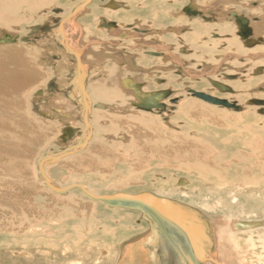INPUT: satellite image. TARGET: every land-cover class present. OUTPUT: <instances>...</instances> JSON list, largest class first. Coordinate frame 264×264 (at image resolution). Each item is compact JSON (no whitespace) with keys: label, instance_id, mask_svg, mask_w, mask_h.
<instances>
[{"label":"bare ground","instance_id":"1","mask_svg":"<svg viewBox=\"0 0 264 264\" xmlns=\"http://www.w3.org/2000/svg\"><path fill=\"white\" fill-rule=\"evenodd\" d=\"M90 1H88L87 6H83L81 9H79L86 2L85 0L82 4H80V6L74 9L68 15H66L64 20L60 21L59 28L53 29V31L50 34L51 37H43L36 42L37 44H39L42 50H44L48 45L47 42H49L48 40L49 38L53 42L60 43V45H62L63 48L66 49L68 53L71 52V54L74 53L76 54L75 58L77 64L75 65H77V68L79 66V68L78 69L76 68L77 70L75 74L80 73V75L82 76V80L78 81V79L75 77L71 80H64V81L59 78L57 81L61 88L66 87L65 89L67 88L71 89L72 95L70 94L71 95L70 98L71 100H73V102L67 100L68 101V102L66 101L67 106L74 107L76 109H78L80 106V108L82 109L81 111L82 113L81 112L80 113L82 114L83 123L85 118L87 121V125L85 129L91 127L90 124L88 125V123H90V119L87 120V117L89 118V114L91 113L90 111L94 108L93 107L94 105L92 103V99L94 97L90 95V92L85 90V88L84 90L86 91V95L85 97L82 96L81 85H83V87L86 86L85 85L86 82L88 84H93L92 78L94 77L99 78L101 76L106 75L105 73L107 70V68L103 66L104 61L101 58H93V59L91 58L89 60L88 58L90 57H88V55L85 56V54H83V56H81L80 55L81 52H79L80 54L76 52V51H80L79 45L81 46V44L83 43V39L89 37L91 35L89 34V32H92L93 30V28L92 30H88L86 26L83 27L82 24L78 23L76 20L78 19V17H80L83 14L86 15L89 14L88 12H84V11L88 9V6L90 5L89 4ZM215 1L210 6L206 2L207 4L205 5L203 4L202 10L199 11L195 8L197 6L187 5V4L184 5L182 9H184V12H187L190 15L191 14L194 15V13H200V14L202 13V15H204V13H208L210 9L215 7L216 4H219ZM123 2L124 0L108 1L105 7L103 6L106 13L105 15L107 16H102V17L100 16L99 18L100 22L97 28H99L100 30L105 29L106 31H108V33L113 34V36L124 37L125 32L121 30L123 29V27H121V23H116L117 26L115 28H108L106 25L103 24L104 23L109 24V22L112 23L111 21H114L115 17L116 18L119 17V15L117 14L128 16L130 13H133L138 16L140 15L141 12H143V10H144L143 13L145 14H149L151 12L156 14V17L154 15H152V17H155V19L159 21H169L168 22L169 24L167 26H171V28L168 29L170 31L172 29L177 31L178 29L176 28L188 24V22L183 20V18L180 19L179 16L177 17L175 15V11L178 9L175 4L162 5V3L160 2L150 3V10L145 11L146 10L145 7L140 8V6H137V3L140 2V0L127 1V3H125L126 5L125 4L123 5L122 4ZM169 3H172V1ZM56 4L62 5L64 7L68 6L66 0H0V29H4L7 31L18 29V31L24 32V29L18 28V25H20L21 23H31V24L41 23L42 18L45 15L43 13L44 10ZM107 6L109 7L107 8ZM123 6H126L125 8H127V11H124V13H120V10L122 9ZM89 12H91L90 14L91 16L100 14L99 9L96 8L90 9ZM234 13L239 16V14L234 11H232L230 15L226 13L224 14L226 16H231V18H234L233 17ZM245 18H247L248 26L250 28L247 26V28L244 29L243 33L240 32L238 33L239 31L238 25L241 24L238 21H236L234 18L235 27L232 25L224 26L219 23L215 25H202L201 23H191L188 24L192 32L190 35L175 34V36H177L178 39L177 37L175 38V40L173 38V41L171 39L172 37L170 36H168V38L167 36L155 38L158 42L164 43L165 45H169L171 42L175 43V45L178 46L176 47L178 49L175 50H179L180 49L179 45H182L186 47L185 48L186 50H192V52L188 54L186 51H183L180 57L168 53H166L167 55H164L165 57H160L163 55L164 51L158 52L155 50L147 49L144 51V54L155 56L157 58L148 59V61L146 62L152 64L150 66V68H152L153 65L160 63L164 58L169 59L171 57L173 61H177V62H180L178 58L181 60L183 58V59H187L188 65L195 64L207 68V66H211L213 63H216L214 61L215 60L214 56L215 55L218 56L216 50L217 48L214 47V43L209 45L210 42L206 44L204 40L203 42L201 41L202 37L207 33L209 35L211 33H215L216 35L219 36L230 34L231 38L228 39L226 38L220 41V43L223 42L222 44L223 50L221 49L220 51H223V53H225L224 51H226V52H231V54L236 53L243 55L247 52V49L242 47L241 44H239L238 40L234 38L233 35L235 34V32L237 35L242 37V39H244L247 36L246 30H249L248 33L249 35L251 34L252 37L254 36V34L256 35L258 34L257 36H259L261 35V33H263L260 31L264 26V18L259 19V21H257L256 23H254L255 19L253 17H245ZM65 20H68L69 22L66 26V29L63 28ZM154 25L158 26L157 24ZM4 30H0V37H2L3 33H7L9 35H16L17 40L14 44L0 45V234H1L0 242H1V238L3 239V237L7 238V236H14L20 233L29 234L30 232H36L35 226L37 223L45 220L48 221L53 219L56 220L59 217V215L61 214L65 215L67 212L66 213L60 212L61 210L63 211V207L65 208L66 211L69 210V213L66 214L65 216L71 215L70 218L72 219L75 218L77 221H79V226L81 225L82 227L85 228L89 227V229L87 228L86 236L87 237L92 236L93 232L90 230V226L91 225L93 226L94 224L96 225L102 224L104 221L107 220L98 219L97 216L91 215V209L93 208V206L88 203H84L83 202L84 200L83 201L81 200L80 202V199H78V197L75 198H72V196L68 198L62 197L64 195L66 196V194H68L73 190H78V188L72 189L66 192V194H57L48 188L46 182L41 177L40 178L44 181L45 185H43V183L37 184L35 181L36 175L34 177L31 175V172L34 170L33 169L31 170L29 166L31 165L32 158L34 155L33 152L36 150V148L42 147L41 135L48 136L47 132L48 131L53 132L55 129V127L52 126H50L49 128L50 124L48 123L43 125L44 123H41L38 117L36 118L35 116H32V113L30 111H27L28 105L25 100V97L27 96L26 91L29 90L31 81H34V79L37 78L38 76H40V78L38 79L40 80L44 79V71L37 70L35 68V65L37 63V61L35 60L38 58H42V51L41 54L35 53L34 51H32V49H29L31 46L29 48L25 47V49L20 48L22 47L21 46L22 44H19L20 37L17 34H11ZM88 39H90L89 41H92L91 38ZM243 43L245 45L248 44V42H243ZM17 44L18 47H13V46H17ZM157 48H161V46L156 47V49ZM263 48H264V43L262 44L261 42V44H258V46L250 50H253V52H258V50H262ZM140 54L142 55V53ZM112 58L113 60L116 61V63L118 62L120 63V61L122 60V57L120 58L119 55L112 56ZM63 61L65 60L63 59ZM163 62L164 61H162L160 64H163ZM257 65L260 66L261 63ZM40 66L42 67V65ZM62 66L63 65L61 64L55 67V69L52 71L54 76H58L60 74L61 71L60 68ZM144 67L141 68V70H143L142 71L143 73H145L147 70L146 67L145 68ZM159 67L166 69V67L168 66L160 65ZM121 74H122V70H119L116 73L118 79L120 78L119 76ZM201 74L204 73L202 72ZM86 75L89 78L85 83H83L84 80L83 78H85L84 76ZM231 77L232 76H226L228 80L231 79ZM106 80L107 79H101V80L96 79L95 81H99L101 83V82H106ZM122 80H126L125 81L126 83L124 82V85H126L125 88H121V86H119L121 90H123V92H121L118 87L106 88L104 87L103 84L100 85L95 84V86L93 85L92 86L93 91L91 92H93V95L97 94V97L100 100H102L103 98L108 100L117 99L121 102L122 100L118 98L120 95L122 96L129 95L134 98V89L132 86H134V83L138 84L135 78L129 76L120 78V80L118 81L119 85L120 82H122ZM164 80L165 81H162V83L165 82V84L159 86L158 88L177 87L178 85H181L182 86L181 89H183L184 91L187 90L196 91L194 87L201 86V84L204 85L207 81V78L200 80L198 79V81H191L188 79H176V78L173 79L172 77V79L167 78ZM210 82L212 83L213 81L210 80ZM217 83H219V85L222 84L225 85V82L222 81ZM237 84L234 87L238 94H236L234 98L236 100H242L243 97L246 96L244 95L246 94V90L243 85L240 86L241 83H237ZM158 88L153 87L152 89H156V90L152 91L151 93L159 92ZM146 90L149 91V89L145 88L144 86L142 87L140 84L139 91L144 94H150V93H146ZM239 92H241L242 94H240ZM207 93L209 92H206L205 94ZM169 97L170 96L168 95L163 100V102ZM26 99H28V97ZM54 100L52 101L54 102V104L49 103L48 107L49 106L51 108L54 107L57 114L58 113L59 115L61 114L64 118L66 117V119L72 115V113L69 112L70 108H68L67 110H63L65 109L64 107L61 108L58 105H57L58 107H55L56 103ZM200 102L202 101H196L194 98L191 100L184 99L183 102L177 104V109H178L177 112L174 113L173 117H170L169 119V121L184 122V124L182 123L183 125L178 127L179 130L177 131L169 130L166 127V124L169 125V123L164 124L162 122L163 117L160 119L159 117L151 118L150 116L145 114V112L147 113V111L142 109L139 110V108L137 107L136 108L141 112L136 111V116L131 115L132 117H128V116L122 117L119 114L108 116L106 122L108 125L104 122V117H101L103 119L102 122H104L105 125L103 124L101 125L98 123L99 127L103 130L104 127H106L107 128L106 131L109 133L110 132L113 133V136H116L118 134L124 135L122 136V138L125 139L123 142L126 144L127 148L137 151L133 155L137 159L130 156L129 157L126 156L123 151L124 148H122L121 151H119L118 149H115L114 146L110 147V145H106L105 143H102L99 140L95 144H93V147L86 154H84V156L79 158H73L72 159L73 161H68V162L65 161L63 163L64 168L71 173L75 171V172H79L80 174L81 173L97 174L100 172V170L104 171V169H109L108 172H110V170L114 172L113 177L119 176V171L117 172V168H121L122 171L124 172V176L122 175V178L113 184V188L116 190L136 184L137 182L136 178L138 177L137 176L138 174L134 172L142 171L146 166L147 160L149 159V160H153V163H156V161L158 163H166L165 165H163L164 168H168L169 170H173V171L177 170L180 173H182V175H176L177 177L192 176V178L195 179L196 182H198V184L201 185L202 187L213 186V188H216L217 191L220 190L221 192H225L226 196L227 195L231 196L232 199L231 202L227 200V198L222 200L220 199L217 205L223 203V205L226 206L230 205L232 207L233 206L238 207L240 206V204H242L241 206H243L246 201L240 202V200H237V195H236L237 191H249V189L254 190V188H258L259 185H263L264 183V125L260 127H258L257 125L252 126V124L250 123V121L252 120L249 119V116L252 114H250L249 112L237 114L230 112L231 109L229 110L221 106L219 108V106L217 105H213V104L207 105V103L203 104V102L202 103ZM74 103H77L78 108L74 105ZM255 106H260V105H255ZM163 110H159V111H163ZM133 112L135 113V111ZM259 114H264V109L260 110ZM34 117L36 118V120L39 121V123L43 127L46 126V128H43L40 124L36 122H32L35 121ZM101 118L99 120H101ZM29 119H33V120L30 122ZM46 119H47V115H46ZM68 120H72V119H68ZM71 128L67 129V133L71 132L70 136L67 133H65L66 135H68V138L65 140L67 142L68 140L70 141V138L74 137L76 134L74 132L75 128L72 129ZM220 128H224V129H220ZM90 129H89V133L91 134L92 130ZM215 133H222V135L216 134L217 136H219L218 138H216ZM86 136H87V140H86L87 142L84 143V146H81V148L77 147L78 145H80L77 143V144H70L68 148L70 149L71 147L75 146L74 148H78L79 150L85 147L86 145L88 146L87 143L90 142L88 141L90 139L89 135L87 134L85 135V137L83 136L82 137L86 138ZM115 144L116 143L111 142V145H115ZM71 154H68L64 157L66 158ZM44 168H46V165H44ZM44 168H43L44 170L43 172L46 178L49 180V183L55 188L65 189L58 184L57 185L52 184V181L46 174V169ZM155 169H160V167L156 165ZM184 173L187 175L185 176ZM162 175L164 174L162 173ZM139 176L141 178V174ZM95 178H97V175L95 176ZM179 181L183 183L185 180L179 179ZM72 186L81 187L82 189H84L85 192H87L89 195L93 197H116L120 195H131V196L147 195L144 193L127 194L125 192L124 193L121 192L120 194H115V195L100 196L88 186L71 185L69 187ZM47 188L49 191L47 190ZM51 192H53L54 194ZM184 194L186 196L188 195V197H186ZM84 195L86 196V194ZM173 195H179L181 198L186 199L185 201L187 202L189 201V199H191V196L185 191H182V193L167 192V193L159 194V196L157 195L154 197L158 198L159 200H167L171 203L176 204V205L172 204L173 207L185 208V213L187 214L200 213L197 211V208H192L190 206L185 205V203H181L176 200L174 201L172 199ZM83 198L90 200L91 202L93 201V203L95 202V204H98L101 207H102L101 204H103L105 209L108 211L116 212L122 210L123 211L130 210L132 211L133 214H136L137 217L135 218L130 219V217H127L126 219H124L123 222H125L126 224H121V223L119 224V219H117V221H113V224L111 226L112 228L109 229L110 231H112L111 233L112 237H115V235L121 233V230L126 231L127 226L131 223L135 224L138 221L143 222L146 227V230L143 231L140 234V236H134L130 238L129 241L125 242L124 246L122 242L120 243V246L121 247L123 246V249L122 250L120 249V253L118 254V259L114 264H151L150 261H152L153 258L156 257L154 256V251L155 250L157 251V248L160 245L165 244L166 241L171 243V238L175 239L173 238L174 233L179 232L178 228L172 222H168L169 225L173 224L172 227L174 226L173 229L171 230L172 232L168 233L169 234V236H167L168 238L167 239L164 238L165 236H163L162 234H161L162 236L159 235L158 230H155V228L157 227L155 223L152 221V219L149 217V214L146 211L143 212L142 209L140 210L137 209L133 204H128L126 205V207H121L119 204H116L117 207H115V206H110V204L103 201L92 200L88 196H86V198L85 197ZM74 201H78V202H74ZM187 204L188 205L191 204V201H189ZM200 204H203V202ZM186 209H189V212H187ZM259 211L260 212L262 211V215L264 216V207L259 208ZM185 213L182 216L185 217L186 216ZM199 215L205 218L204 214L200 213ZM216 215L217 214H215L214 216ZM205 219L209 223V234L211 236V245L207 248L205 255L199 258L202 260L203 264H264V240L262 238L264 236V226H263L264 222L258 221L255 223H248L247 221H240V220L237 221V220L227 219L225 217H220V218L211 217ZM114 225H117L116 228L113 227ZM107 227L108 225L97 227L96 232L98 230H103L106 232V230H108ZM27 229L28 230L30 229V232L29 231L25 232ZM37 231H39V229H37ZM74 236L78 240L82 239L80 238V234L78 232L74 233ZM195 237H196V244L194 243V245L199 246L201 243H205V240H203V238L200 235H197L196 231H195ZM174 241L178 243L177 239H175ZM18 244L19 243L17 242V240H13V244H10L13 247L12 253L16 252L17 250L16 246ZM187 246L192 251L193 242H188ZM108 247L110 250L113 249V247L114 248L116 247V245H113V240H109L106 243L105 247L103 248L107 249ZM103 248L100 247V249ZM187 249L184 250L182 254H187ZM161 251L165 253L163 255L164 256L163 261L165 263H167L166 261L167 255H168L167 256L168 261L173 263H178L179 261L177 257L178 253L174 248L173 249L168 248V251L167 248H164ZM104 252L107 251L104 250ZM107 256L109 259V257H112V254H108ZM100 258L101 261H103V258L102 257ZM180 261L182 262V260ZM153 264H161V263H157L155 260Z\"/></svg>","mask_w":264,"mask_h":264},{"label":"rangeland","instance_id":"2","mask_svg":"<svg viewBox=\"0 0 264 264\" xmlns=\"http://www.w3.org/2000/svg\"><path fill=\"white\" fill-rule=\"evenodd\" d=\"M66 1L68 3V6L66 7L56 4L44 10L43 13L46 16L44 15L41 23L39 24L21 23L20 25H18V28H23L24 32L18 31V29H13L12 31L0 29L11 34H17L20 37L19 44H22L21 45L22 47L20 48L25 49V47L29 48L31 46L29 49H32V51H34L35 53L41 54L42 51V58H38L35 60L37 61L35 68L37 70L44 71V79L40 80L38 79L40 78V76H38L37 78L34 79V81H31L30 88L28 91H26L27 96L25 97V100L28 105L27 111H30L32 113V116H35L36 118L38 117V119H40V122L44 123L43 125L48 123L50 124L49 128L50 126H52L55 127V129L53 132L48 131L47 132L48 136L41 135L42 147L36 148V150L33 152L34 155L29 168L31 170L32 169L34 170L31 172V175L33 177L36 175V179H37V180L35 179L36 183L37 184L43 183V185H45L44 181L40 178L38 171V163L39 161H41L43 157L50 155L51 153L57 154L60 153L61 151L67 150L70 144H77L82 142L84 140L83 137H85V135L88 134L90 137L88 141L90 142L87 143L88 146L86 145L85 146L86 148L83 147L82 149L79 150L77 149L75 152H73L71 155L67 156L66 158L63 157L56 162H51L46 165V168L44 169H46V174L52 181V184L54 185L58 184L62 188H66L71 185L88 186L100 196L115 195V194H120L121 192L122 193L125 192L127 194L144 193L152 196H157V195L159 196V194L167 193V192L182 193V191H185L191 196V199H189V201H191V204L188 205L187 203L189 201L188 202L185 201L186 199L181 198L179 195H173L172 199L174 201L176 200L178 202L185 203V205L190 206L192 208H197V211L204 214L205 218L225 217L227 219H232L237 221L239 220L247 221L248 223H255L258 221L264 222V216L262 215V211L261 212L259 211V208L264 207V199H262L264 198L263 195L264 183L263 185H259L258 188H254V190L249 189V191H237L236 194L237 200H240V202L243 201L246 202L244 203L243 206H241L242 204H240V206L238 207L235 206L232 207L230 205L228 206L223 205V203L217 205L220 199L222 200L227 198V200L231 202L232 199L230 195L226 196L225 192H221L220 190L217 191V189L213 188V186L202 187L201 185L198 184V182H196L195 179L192 178V176H186L187 174L185 173L184 174L186 177L184 176L177 177L176 175H182V173H180L177 170L173 171V170H169L168 168H164L163 165H165L166 163H158L157 161L156 163H153V160L148 159L146 166L142 171L134 172L138 174L137 175L138 177L136 178L137 179L136 184L116 190L113 188V184L119 179H121L122 175L124 176V172L122 171L121 168H117V172L119 171V176L113 177L114 172L111 170L110 172H108L109 169H104V171L100 170V172L97 174L96 173L80 174L79 172H75V171L72 173L67 171L63 165L65 161L66 162L73 161L72 160L73 158H79L84 156V154H86L93 147V144H95L99 140L100 142L105 143L106 145H110V147L114 146V148L118 149L119 151H121V149L124 148L123 151L126 156L136 158L133 155L137 151L126 147V144L123 142L125 139L122 138V136L124 135L118 134L116 136H113V133L111 132L109 133L106 131L107 129L106 127H104L103 130L98 125V123L101 125L102 124L105 125L104 122L106 123L108 116L111 115L119 114L122 117L136 116V111L138 112L141 111H139L140 109L138 110L136 107H132L130 105V103L134 101V98L129 95H123V96L120 95L118 98L122 100L121 102L117 99L108 100L103 98L102 100H100L98 99L97 94L93 95V92H91L93 91L92 86L93 85L95 86V84L96 85L103 84L104 87L106 88L118 87L120 91L123 92V90H121V88L119 87L120 85L118 81L120 80V78L128 77V76L135 78L138 84H141L142 87L144 86L145 88L149 89V91L146 90V93H151L152 91H155L156 89H152L153 87L158 88L159 86L165 84V82L162 83V81H165L164 79L167 78L172 79L173 77V79L175 78L188 79L191 81H198V79L200 80L207 78L208 82L206 81L204 85L201 84V86L194 87V89H196L195 92H199V93L209 92L207 93V95L209 94V96L234 103L235 105L241 108V111L237 112L231 109L230 112L237 114L249 112L250 114H252L249 116V119L252 120L250 121L252 126L257 125L258 127H260L264 125V114H259V111L264 109V106L262 105L255 106L254 104L252 105L248 103L249 101L252 100L261 101L264 103V82H263L264 81V53H263L264 48L262 50H258V52H253V50H250L252 49V47L249 44L245 45L242 41V38L239 35H237L235 32V34L233 35L234 38L238 40L239 44H241L242 47L247 49V52L243 55L236 53H234L235 54L234 55L231 54V52H226V51H224L225 53H223V51H220L223 48L222 45L223 42L220 43V41L226 38L227 39L231 38L230 34H225L224 36L220 35L221 36L220 37L215 33H211L210 35L207 33L202 37L201 41L203 42L204 40L206 44L210 42L209 45L214 43V47L217 48L216 50L218 53V56L217 55L214 56L215 59L214 61L216 63H213L211 66H207V68L195 64L188 65L187 59H183V58L182 60L178 58L180 62L173 61L171 57L169 59H165V58L162 59V61H164L163 64H160L162 61L160 63L156 61L158 64H155L153 65L152 68H150L152 64H149L146 61H148V59H154L157 57L144 54V51L147 49L155 50L158 52L164 51L163 55L160 57H165L164 55H167L166 53L180 57L183 51H186L188 54H190L192 50H186L185 49L186 47L182 45H179L180 46L179 50H175L178 49L176 48L178 46H176L175 43L171 42L169 45H165L164 43L158 42L155 38H160L164 36H167L168 38V36H170L172 37L171 39L173 41V38L175 40V38L177 37L175 36V34L190 35L192 32L188 24L191 23H201L202 25H215L219 23L224 26L232 25L235 27V21L231 18V16H226L224 14L226 13L230 15L232 11L237 12L239 15L241 14V16L243 15L245 17H253L255 19L254 23H256L257 21H259V19L264 18V0H251V1L249 0H216V1L215 0H175V1L174 0H156V1L140 0V2L137 3V6H140V8L145 7L146 8L145 11L150 10V3L160 2L162 3V5L175 4L176 7L179 9L175 11V15L177 17L179 16L180 19L183 18V20L188 22V24L176 28L179 31L178 30L175 31L174 29L170 31L168 29H170L171 26H167L169 24L168 23L169 21H159L155 19L156 14L152 12L149 13L150 14L149 15L143 13L144 12L143 10V12H141L140 15L138 16L133 13H130L128 16L117 14L119 15V17L118 18L115 17L114 21L111 22L114 23L115 25L116 23H121V27H123V29L121 28L120 29L123 30V32H125L124 37L113 36V34L108 33V31H106L105 29L100 30L99 28H97L100 22L99 20L100 16L101 17L107 16L105 15L106 13L103 6H105L106 3L110 0H91L88 9L84 11V12H88L89 14L86 15L81 13L83 15L78 17V19L76 20L78 23L82 24L83 27L86 26L88 30H92V28L93 30L92 32H89V34H91L89 37L83 39V43L81 44V46L79 45L80 51H76V52H78V54H80L79 52H81L80 54L81 56H83V54H85V56L88 55V57H90V58L87 57L89 60L91 58L92 59L101 58L104 61L103 66L106 67L107 70L105 73L106 75H104L105 77L101 76L99 78H95V77L92 78L93 84H88L86 82L87 79L89 78L87 75L84 76L85 78H83L84 79L83 83L86 82L85 84L86 86H84L85 90L90 92V95L94 97L92 99L94 108L90 111L91 115L89 114V118L87 117V120L90 119V123H88V125L90 124L91 126L88 127V129H85L86 125H84L82 120V114H81L82 109L80 108V106L78 108L77 103H74V105L78 109L67 106L68 101L73 102V100H71L70 98L72 95L71 89L69 88L65 89L66 87L61 88L57 81L59 78L63 81L71 80L75 78L76 75L75 73L77 70L76 69L77 65H75L77 64L75 58L76 54L75 53L71 54V52L68 53L67 50L64 49L62 45H60V43L53 42L49 38H48L49 42H47L48 45L44 50H42L39 44L36 43L38 40H40L43 37H51L50 34L53 31V29L59 28L60 21L64 20L66 15H68L78 6H80V4H82L85 0H66ZM127 1L130 0H124L122 4L124 5L125 3H127ZM171 1L172 3H169ZM214 1L219 4H216V6L210 9L208 13H204V15H206L208 19L202 16V13L201 14L194 13V15L192 14L190 15L187 12H184V9H182V7L187 4V5L197 6L195 8L199 11L202 10L203 4L205 5L208 3L210 6L214 3ZM125 7L126 6L122 7L120 13H124V11H127V8ZM93 8L99 9L100 14L91 16L90 15L91 12L89 11L90 9ZM152 15H154L155 17H152ZM68 23H69L68 20H65L63 28L66 29ZM154 24H157L158 26H155ZM260 32H263L261 33L262 36L261 35L257 36L258 34L257 35L254 34L253 38H259V40L263 41L264 43V26ZM88 38H91L92 41H89L90 39ZM146 42L149 43L147 44ZM159 46H161V48L156 49V47ZM256 46H258V44L255 45V47ZM13 47H18V44L17 46H13ZM82 51L86 53H83ZM140 53H142V55ZM115 55H119L120 58L122 57L120 63L119 62L116 63V61L113 60L112 56ZM63 59L66 62L63 61ZM141 60L144 62H142ZM260 63H261L260 66L257 65ZM61 64L63 66L60 68L61 69L60 74L58 76H54L52 71L55 69V67ZM40 65H42V67ZM160 65L161 66L167 65L168 67H166V69L165 68L163 69L159 67ZM144 66L147 69L145 73H143L142 72L143 70H141V68H143ZM258 69H260L262 72L256 75L255 72L258 71ZM117 70L118 71L122 70V74L119 76L120 77L119 79L117 78L116 75V73L118 72ZM202 72L204 74H201ZM226 76H232L233 78L231 77L232 79L228 80ZM96 79L98 80L107 79V80L106 82L100 83L99 81H95ZM210 80L215 83L220 81L225 82V85L224 84L222 85L227 86L231 91L225 93L219 92L216 88L213 87ZM237 83H241L240 86L243 85L246 90V94H244L246 96H244L242 100H236L234 98V96L238 94L234 87ZM181 88H182L181 85H178L177 87L158 88L159 91L169 92L170 97L167 98L164 102L162 101L164 105V110L163 111L154 110L149 112L150 114L148 112L147 113L145 112V114H147L151 118L159 117L160 119L163 117L162 122L164 124L169 123V125L166 124V127L169 130H174V131L179 130L178 127L183 125L184 122L169 121V119L170 117H173L174 113L177 112L178 103L183 102L184 99L191 100L195 98L192 97L191 94H189L188 92L189 90L184 91ZM239 93L242 94L241 92ZM27 97L28 99H26ZM53 100L56 103V106L54 105L55 107L58 106L61 108L64 107L65 109L63 110H67L68 108H70L69 112H71L72 115L66 119V117L64 118L61 114L60 115L59 113L57 114L54 107L51 108L49 106L50 107L49 108L48 104L49 103L54 104V102H52ZM195 100L202 101L198 98H195ZM202 102L203 104H206V102L204 101ZM208 104L209 103H207V105ZM133 111H135V113ZM46 115H47V119H46ZM35 117H34L35 121H32L33 119H29V121L40 124ZM99 117L100 118L104 117V122H102L103 121L102 118L101 120H99L100 119ZM68 119H72V120H68ZM70 126L76 129V131L74 129V132L76 134L74 137L70 138V141L68 140L67 142L65 140L68 138V136L65 133H67L68 128H71ZM43 128H46V126ZM89 129L92 130L91 134L89 133ZM220 129H224V128H220ZM216 134L222 135V133H215L216 138L219 137ZM111 142H114L116 144L111 145ZM156 165H158L160 169H155ZM162 173L164 175H162ZM140 174H141V178L139 176ZM96 175L97 178H95ZM179 179L185 180L184 182L182 181L184 184L181 183ZM82 194L83 193L78 189V190H73L68 194H66V196L64 195L62 197L63 198L64 197L68 198L70 196H72V198L78 197V199H80V202L81 200L82 201L84 200L83 201L84 203H88L93 206V208L91 209V215L97 216L98 219L107 220L104 221L102 224H97V225L94 224L93 226L92 225L90 226V230L93 232L92 236L89 237L86 236L87 228L89 229V227L85 228L82 227L81 225L79 226V221H77L75 218L73 219L70 218L71 215L65 216L66 214L69 213V210L66 211L65 208L63 207V211L61 210L60 212H64V213L67 212L65 215L63 214L59 215V217L56 220L53 219L54 221L45 220L37 223L35 226L36 232H30V229L29 230L27 229L25 232L29 231L31 234L20 233L14 236H7V238L5 237H3V239L1 238L0 264H114L117 261L118 254L120 253V249L121 250L123 249L125 242L129 241L130 238L134 236H140V234L146 230V227L143 222L138 221L135 224L131 223L127 226L126 231L121 230V233H118L117 235H115V237H112L111 234L112 231H110L109 229L112 228L111 226L113 224V221H117V219H119V224L120 223L126 224L125 222H123V220L126 219L127 217H130V219L135 218L137 217L136 214H133L132 211L130 210H126V211L122 210L116 212L108 211L105 209L103 204H101L102 205L101 207L100 205L95 204V202L93 203V201L91 202L90 200L84 199L83 197L86 198V196ZM186 197H188V195ZM74 202H78V201H74ZM202 202L203 204H200ZM215 214H217L218 216L217 215L214 216ZM50 222L54 225H52ZM103 225H108L107 227L108 230H106V232L103 230H98L96 232V228L101 227ZM116 226L117 225H114L113 227L116 228ZM37 229H39V231H37ZM76 232L80 234V238H82L81 240L76 239V237L74 236V233ZM262 238L264 240V236ZM13 240H17V242L19 243L16 246L17 250L14 253H12L13 247L10 245L13 244ZM109 240H113V245H116V247L115 248L113 247V249L111 250L109 249V247L107 249L103 248L105 247L106 243ZM121 242L123 243L122 247L120 246ZM100 247L103 249H100ZM104 250L107 251L108 253L104 252ZM106 254L107 255L112 254V257H109L108 259V256ZM167 256H166V261H168ZM100 257L103 258V261H101Z\"/></svg>","mask_w":264,"mask_h":264},{"label":"water","instance_id":"3","mask_svg":"<svg viewBox=\"0 0 264 264\" xmlns=\"http://www.w3.org/2000/svg\"><path fill=\"white\" fill-rule=\"evenodd\" d=\"M88 1L86 2L79 8L81 9L83 6H87ZM105 7V6H104ZM109 6H107L108 8ZM78 11V10H76ZM233 17L236 19H241L242 17H239L235 13L233 14ZM246 21V20H245ZM106 25L108 28H115L116 25L114 23H109V24H103ZM17 40L16 35H9L7 33H3L2 37H0V45H6V44H14ZM79 68V66H78ZM77 68V69H78ZM256 74H260L261 70H258L255 72ZM75 77L78 79V81L82 80V76L80 73H77ZM232 79V78H231ZM229 79V80H231ZM126 80H122L120 82L121 88H125L126 85H124V82ZM126 83V82H125ZM216 89H218L220 92H230V89L227 86H222L219 85V83H211ZM128 87V86H127ZM134 89V99L135 101L131 102L132 107H137L139 109L145 110L147 112H150L152 110H163L164 105L162 104V101L169 95L168 91H159L155 93H150V94H144L139 91L140 84L134 83V86H132ZM81 92L82 96L85 97L86 91L84 90L83 85H81ZM189 93L195 97L198 98L206 103L221 106L227 109H232L234 111H241V108L236 106L234 103H229L226 100H221L214 98L212 96H209L205 93H199L195 92L193 90L189 91ZM249 104H254V105H264L263 102L261 101H256L252 100L249 102ZM86 106V105H85ZM86 108V107H85ZM86 113V111H85ZM84 124L87 125L86 118L84 120ZM69 136L71 135V132L67 133ZM67 135V136H68ZM87 136L84 138V140L76 145L77 147L84 146V143L87 141ZM75 146L71 147L70 149L68 148L65 151H61L58 154H51L50 156H45L41 159V161L38 163V171L40 173V177L46 182V185L48 188L57 193V194H66V192L78 188L80 189L86 196H88L90 199L95 200V201H103L110 206H115L117 207L116 204H119L121 207H126L128 204H133L137 209H142L143 212H147L149 214V217L152 219V221L155 223L156 227L155 230H158L159 235L165 236L164 238H168L169 236L168 233H171L173 227L172 225L174 224L179 232L174 233L175 239L178 240V243H176L174 240L171 238V243L166 241L165 244L160 245L157 248V251H154V257L152 261H150L151 264L154 263L156 260L157 263L161 264H203L202 260L199 259L200 257L204 256L207 248L211 245V236L209 234V223L206 221L204 217L199 215L198 213H185V208L183 207H173L172 204L167 200H159L158 198H155L152 195H139V196H131V195H120L116 197H93L89 195L87 192L84 191L81 187H68L65 189H58L52 186L49 183V180L46 178L44 175V165L49 164L50 162H56V160L63 158L64 156L71 154L78 148H74ZM176 205V204H174ZM119 207V206H118ZM184 211V212H183ZM187 212H189V209H186ZM185 213V217L182 216ZM168 222H172V225H169ZM154 225V226H155ZM195 231L197 232V235H200L203 240H205V243H201L199 246L194 245L196 244V237H195ZM161 235V236H162ZM163 238V237H161ZM188 242H193V249L192 251L188 248L187 243ZM200 247V248H199ZM168 248L169 249H175L176 252L178 253V263H173L170 261H167L165 263L163 261L164 259V252L161 251L162 249ZM188 248V249H187ZM199 248V249H198ZM203 248V249H201ZM187 249V254H182L184 250ZM153 250V249H152ZM204 252H203V251ZM168 253V252H167ZM155 259V260H154ZM182 260V262L180 261Z\"/></svg>","mask_w":264,"mask_h":264},{"label":"flooded vegetation","instance_id":"4","mask_svg":"<svg viewBox=\"0 0 264 264\" xmlns=\"http://www.w3.org/2000/svg\"><path fill=\"white\" fill-rule=\"evenodd\" d=\"M202 16H204L206 19H208L207 17H206V15H202ZM239 17H242L241 19H238L237 21L241 24V25H238V27H239V31H238V33L240 32V33H243V31H244V29L245 28H247V26H248V20H247V18H245L244 16H241V15H239ZM233 20H234V18H232ZM236 20V19H235ZM234 20V21H235ZM246 20V21H245ZM249 27V26H248ZM250 28V27H249ZM243 29V30H242ZM247 31V36L244 38V39H242L243 40V42H248V44L253 48V47H255V45H257V44H259V43H263V41H260L259 40V38H253L252 37V35L250 34L249 35V33H248V31L249 30H246ZM242 38V37H241Z\"/></svg>","mask_w":264,"mask_h":264}]
</instances>
